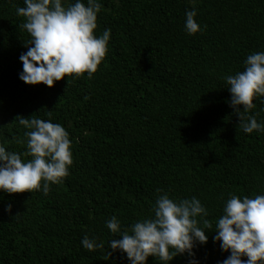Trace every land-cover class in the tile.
<instances>
[{
  "label": "trees",
  "instance_id": "trees-1",
  "mask_svg": "<svg viewBox=\"0 0 264 264\" xmlns=\"http://www.w3.org/2000/svg\"><path fill=\"white\" fill-rule=\"evenodd\" d=\"M100 3L95 34L111 29L105 59L91 79L85 73L48 88L19 79L30 39L17 14L25 4L0 0V145L30 160L23 155L29 129L17 118L35 115L63 126L73 153L69 175L47 196L0 193V264H129L125 254L109 255L116 234L106 221L116 216L130 229L153 217L165 193L201 201L212 227L196 256L222 264L228 253L213 232L225 203L264 195V133L238 129L225 82L249 55L264 52V0ZM193 8L202 31L189 35L185 14ZM253 103L248 114L264 123V97ZM85 236L104 247L86 250Z\"/></svg>",
  "mask_w": 264,
  "mask_h": 264
},
{
  "label": "clouds",
  "instance_id": "clouds-1",
  "mask_svg": "<svg viewBox=\"0 0 264 264\" xmlns=\"http://www.w3.org/2000/svg\"><path fill=\"white\" fill-rule=\"evenodd\" d=\"M24 4L17 8V14L26 18L20 28L30 39L25 44L27 51L19 57L23 66L19 79L28 86L48 88L66 77L79 78L85 73L91 79L106 57L111 38V29L95 34L100 0H74L67 6L62 0H24ZM196 16L195 8L186 11L184 27L189 35L202 31ZM225 82L231 94L229 106L240 120L238 129L245 134L264 133V123L248 114L254 99L264 97V52L249 55L244 70L227 75ZM17 121L29 129L23 155L31 159L24 162L21 154L0 145V193L39 191L47 196L50 185L60 184L73 164L69 133L60 124L35 115L18 117ZM5 211L12 212L11 204ZM153 213L152 218L137 221L130 229H122L116 216L108 219L106 227L116 234L110 241L109 255L125 254L129 264H148L150 257L170 264L176 257L187 255L189 264H200L196 248L207 245L205 229L212 227L201 201L196 197L176 200L165 193L156 199ZM213 233L221 251L228 253L222 264H264V195H232ZM81 243L88 251L104 247L88 236Z\"/></svg>",
  "mask_w": 264,
  "mask_h": 264
}]
</instances>
